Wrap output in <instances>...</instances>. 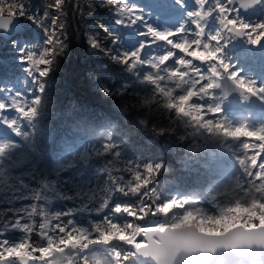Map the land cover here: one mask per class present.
Here are the masks:
<instances>
[{
	"label": "snow or ice",
	"instance_id": "snow-or-ice-1",
	"mask_svg": "<svg viewBox=\"0 0 264 264\" xmlns=\"http://www.w3.org/2000/svg\"><path fill=\"white\" fill-rule=\"evenodd\" d=\"M67 0H51L46 6L56 15L47 23L28 15L22 0H0V30H6L19 17H26L41 23L45 32L42 48L22 52L24 71L36 84V95L30 101L21 98L9 104L0 103V113L15 111L21 121H31L44 91V79L48 76L55 58L64 48V37L60 19L65 14ZM178 4L182 0H176ZM109 5L125 20L135 25L142 21L135 7L127 0H108ZM261 3V0H195L196 9L187 15L192 23V32L184 27L175 31H159L145 25L141 36L146 37L140 46L131 52L113 55L112 59L132 71L137 66H146L151 71L144 75V81L153 88V97L146 103H159L177 120L185 121L191 128L209 136H218L228 141H239L238 164L244 182L236 187L237 198L230 204L214 205L217 214H207L202 209L190 210L187 200L170 199L157 203L153 179L161 165H135L121 160L118 145L111 136H105L95 152L105 157L98 171L106 176L107 184L99 194L97 212L109 205V196L121 193L137 198L135 205L117 204L111 210L123 216L120 223L103 218L91 230L73 226L68 212L53 213L49 210L56 196L55 185L37 181L31 182L17 177V185L9 188L12 192L5 215L0 212V264H74L72 253H85L94 248L113 247V264H176L181 251L185 259L195 264L201 253L215 252L217 247L240 249L239 264H264V225L259 217L264 216V126L250 128L247 123L229 124L222 118L220 104L205 107L201 101L214 98L213 93L222 89L224 81L229 82L244 99L255 97L264 101V86L240 77L232 65L223 59V48L233 37L246 40L253 46L264 42V21L245 22L240 12ZM214 17L218 28L209 32L206 21ZM93 48L99 47L90 38ZM163 43L168 47L163 55L142 60L141 53L146 47ZM175 67H167L173 61ZM107 91V90H106ZM9 128L15 127V120L5 121ZM19 135V132H16ZM8 145L0 144V157ZM7 180L0 171V184ZM71 199V197H62ZM89 204L93 197L89 196ZM27 201L28 203H24ZM174 210H180L179 212ZM172 217L171 222L142 226L139 222L149 217ZM231 219V223L219 230L202 229L204 223H215ZM9 238H4L5 234ZM19 233V239L11 236ZM124 250H119V247ZM77 264H89L81 258ZM91 264H105L95 259ZM225 264H231L226 260Z\"/></svg>",
	"mask_w": 264,
	"mask_h": 264
},
{
	"label": "trees",
	"instance_id": "trees-1",
	"mask_svg": "<svg viewBox=\"0 0 264 264\" xmlns=\"http://www.w3.org/2000/svg\"><path fill=\"white\" fill-rule=\"evenodd\" d=\"M154 1L160 2V0H127V3L135 7L138 10L137 14L141 16L144 6H152ZM172 1L166 0L169 3ZM188 1L182 0V3L178 4L175 0L176 7H173V10L182 8ZM22 2L27 14L34 19L39 18L43 23H47L56 15L46 6L51 0H22ZM64 13L60 19L64 48L55 58L51 74L43 81L45 87L35 116L43 128L38 141L34 143L39 156L43 149L46 150L42 163L50 162V159H47L48 146L52 149V154L54 152V157L60 156L65 149L70 151L77 142L94 141L98 135L97 130H101L104 124L112 123L110 136L124 138L121 141L123 144L121 155L130 159L129 163L140 166L161 165L152 183L158 198L157 203L173 198L179 199L186 195L198 198L202 206L208 201L214 203V199L211 200L207 194L229 173V169L224 164V161L228 160L225 153L213 142L203 143L204 138L200 136L199 131L194 132L199 134V141L194 140L191 133H183L184 129L191 127L185 121L175 119L173 114L164 112L159 104L145 114L135 112L125 96L122 98L113 92L119 79L129 76L124 72V65L114 61L111 54L119 55L138 48V45H133L135 40L133 38L137 37L138 23L132 25L125 20L124 24H117L116 21L122 17L117 15L108 0H67ZM240 16L249 23L264 21V0L256 4L248 13H240ZM17 20L23 27L18 38L3 40L0 37V96L15 87L25 92L26 65L21 62L22 52L39 50L45 41V32L41 23H35L26 17H19ZM213 23L219 26L216 19L210 17L206 21V27L212 26ZM90 38L96 40L99 47H91ZM236 46L243 47L237 59H248L247 61L250 62H247L246 66L252 70L264 71V47L258 50L246 40L233 37L227 42L223 51L235 54L233 48ZM257 51L260 53L258 54ZM258 55L262 61L258 60ZM256 75L260 76L259 73ZM57 77L58 83L55 82ZM60 81H62L61 86ZM121 100H124L123 104L127 106L126 119L119 118L113 111V106H118L117 103ZM142 114L146 120L139 122L137 118ZM71 159L66 167L74 169V174L84 177L97 189L96 200L92 201L91 208L87 206L81 208L76 202L68 203H73L72 207L67 209L73 226L90 231L91 223L102 222V220L96 221L99 215L95 213L99 194L104 187H110L106 182V176L98 171L102 163L99 160H104V157L83 156L81 159L75 153ZM36 163L37 166L42 164L39 160ZM236 187L231 188L226 205L237 198ZM137 202L136 197L113 192L109 196V205L101 216L123 223L125 218L113 213L111 209L117 204L135 205ZM85 208L89 210H81ZM261 211L264 212V208ZM53 212L57 211L54 209ZM158 218L165 219L166 222H171L173 219L163 216ZM259 219L264 220V216ZM147 220L139 223L144 224ZM81 222L84 225H80ZM230 223L231 219H225L215 226L219 230ZM118 247L119 250H124ZM114 250L116 249L111 246L94 248L85 253L73 252L72 258L74 264H77L82 257L86 258L89 264L95 259L102 260L105 264H113L111 254ZM66 262L64 264H67Z\"/></svg>",
	"mask_w": 264,
	"mask_h": 264
},
{
	"label": "rangeland",
	"instance_id": "rangeland-1",
	"mask_svg": "<svg viewBox=\"0 0 264 264\" xmlns=\"http://www.w3.org/2000/svg\"><path fill=\"white\" fill-rule=\"evenodd\" d=\"M160 2L156 3L154 1L152 6H144L141 15L143 19L141 22H138V27L136 29L137 37L133 38L135 39L133 45H138L139 47L140 44L145 39H147L146 37L140 35V33L144 31L145 25L151 26L155 30L159 31H175L176 29L183 26L186 32H192V23L187 14L196 9L195 0H189L185 6L178 10H173V7H176L175 0H173L171 3L166 2V0H160ZM217 27V23H213L212 26L207 25V30L209 32H214ZM19 33L17 32L13 34L8 40H12L14 37L15 38L13 40H16ZM237 39L242 40V38ZM42 44L44 45V41ZM263 44L264 42H262L261 46H256L258 50L264 47ZM242 48L243 47L241 46L234 47L233 51H235V54H232L229 51H223V59L225 62L232 65V70L237 71L241 78L254 81L258 86H264V71L260 72L259 70H252V68L246 66L247 62H250L247 61L248 59H237L239 53H242ZM168 50V47L163 43H157L153 47H146L141 53V58L142 60L149 61L151 58L163 55ZM257 53L259 54L260 51H257ZM111 55L113 56V54ZM257 58L259 61H262L259 59V55ZM167 67H175L174 60L169 61ZM51 70L48 75L51 74ZM150 71L151 69L146 66H137V68L132 71H129L128 68L124 66V72L129 77L120 78L118 84L114 88V94L121 96L122 98L125 96L127 98L126 101L130 104V106L133 108L132 110L135 112H141L145 114L148 112V110H152L159 104L146 103L152 100L154 91L152 86L144 81V75L148 74ZM257 73L260 74L259 77L256 75ZM25 76V82H27V85L24 88L25 92L19 91V87L11 88L9 91L4 92L0 96V103L9 104L11 101L16 100L19 94H22L21 98H27L29 101L33 96L36 95V84L32 82V79L27 73ZM57 79L58 77L56 78L55 82L58 83ZM124 84H126V87H124ZM59 85H62V81H60ZM213 96L214 98L205 99L201 101V103H203L205 107L209 105L215 106L216 104H220L222 109V118H224L227 123L232 125L247 123L250 128L264 126V101L258 99L259 104H261V109L258 110L247 108L243 105L241 107L235 108V104L245 102L244 98L239 96L237 93L232 94L226 99H222L219 92L213 93ZM123 102L124 100H121L120 103H117L118 106H113V111L119 118L126 119L125 117L127 114L125 112H127V106H125ZM161 108L163 109V107ZM164 112L168 114L165 109ZM143 114L138 116L137 119L139 122H144L146 120ZM11 120H15L16 122L14 128H9L5 123V121ZM110 129H112V123H110V125L104 124L101 130H97L98 135L94 141L85 140L83 143L77 142L70 151L65 149L62 152V155H57V157H54V152L52 154V149L50 146H48L47 159H50L48 164L46 161L42 163L46 150L43 149L39 156L37 146L34 144L36 141H38L43 130L40 125V121L36 118L32 119L31 121H21L18 114L11 110H6L0 113V144L8 145V150L5 152L3 157H0V171H3L7 177L5 183L0 184V212H3L5 215H11V213L8 212V209L12 206L14 207L15 205H10L8 203L12 195V192L9 188L17 185V177H20L22 180L29 183L31 182L32 178H35L37 181L48 183L50 186L53 184L55 185V191L60 193L61 196H56L53 199L52 204L49 205V210L51 212H53L54 209L57 211L56 213L68 212V207L70 208L73 205V203L68 204L70 202L79 203L78 205L81 208L84 206L90 208L91 206L93 207V205H91L92 203L89 204L88 197H93V201L95 202L97 189L91 186L92 184L88 182V180H85L84 177L74 174V169H69L66 166L71 162V158L75 153H77L81 159L83 156L95 157V152L98 150L103 138L110 135ZM17 131L19 132V135L16 134ZM198 131L199 130L197 129L187 128L184 129L183 133H191L193 135V139H197V141H199V134L194 133ZM199 133L200 136L204 138L203 143L213 142L217 148H220L225 153L228 160H225L224 164L229 169V173L224 177L223 180L218 182V184L216 183L209 190L207 195L211 200L214 199V203L208 201L206 205L202 206L200 200L191 195H186L180 197L179 199L187 200L189 202L190 210L195 211L202 208V210L207 214L214 215L218 212V209L214 207V205L220 204L221 206H225L231 194V188L242 185L244 182L243 173L238 164V156L241 155L239 151L240 142L228 141L218 136H209L200 131ZM111 138L113 142L118 145V151L121 154L123 145L121 141H123L124 138ZM104 159L106 158L104 157ZM38 160L43 164V167L42 164L37 166L36 161ZM121 160L125 162L131 161L130 159H126V157L123 155H121ZM99 161L103 162V160ZM62 197H71V199H64ZM24 203L28 202L25 201ZM81 210L89 209L85 208ZM103 212H105V210L102 212H95L99 215L96 218L97 222L103 220L104 217L101 216ZM69 218L70 216L66 217V219ZM153 220L156 221L154 224L164 223L166 221L165 219L160 220L157 216V219L154 217H149L146 223L153 222ZM218 222L219 221H216L212 224L204 223L201 225V228L206 230H218V227L215 226V224ZM94 224L95 223H91L92 226ZM222 224L223 222L221 225ZM80 225H84V223ZM19 235L20 234L17 233L13 236L18 240ZM6 237L7 235L5 234L4 238ZM7 238H9V236Z\"/></svg>",
	"mask_w": 264,
	"mask_h": 264
},
{
	"label": "water",
	"instance_id": "water-1",
	"mask_svg": "<svg viewBox=\"0 0 264 264\" xmlns=\"http://www.w3.org/2000/svg\"><path fill=\"white\" fill-rule=\"evenodd\" d=\"M254 7L255 5L251 8L242 10L240 13L244 14L249 10L253 9ZM22 28H23L22 25L19 24L16 18L10 23L9 27L6 30H0V37L3 40H8L13 34L17 32L18 33L21 32ZM261 44L258 45V47L261 46ZM217 91L220 93V97L222 99H226L234 93H237L239 96H241L240 93L235 89H233L232 85L227 81H224L222 85V89H219ZM244 100H245L244 103L235 104V108L241 107L243 105L251 109H256V110L261 109V104H259L257 98L249 97L248 99H244ZM154 218L157 219V217ZM260 222L261 225H264V220H260ZM154 223H156L155 220H153V222L144 223L142 224V226L155 225ZM239 256H240V249L238 248L233 249L231 247H217L214 253L213 252L201 253L200 259L195 261V264H225L226 260L230 261L231 264H239ZM146 264H153V261H147ZM176 264H191L190 261L185 259L184 251L180 252L179 257L176 260Z\"/></svg>",
	"mask_w": 264,
	"mask_h": 264
},
{
	"label": "flooded vegetation",
	"instance_id": "flooded-vegetation-1",
	"mask_svg": "<svg viewBox=\"0 0 264 264\" xmlns=\"http://www.w3.org/2000/svg\"><path fill=\"white\" fill-rule=\"evenodd\" d=\"M14 234H17V233H12L11 236H13ZM6 235H7V237L9 236V234H7V233H6Z\"/></svg>",
	"mask_w": 264,
	"mask_h": 264
},
{
	"label": "bare ground",
	"instance_id": "bare-ground-1",
	"mask_svg": "<svg viewBox=\"0 0 264 264\" xmlns=\"http://www.w3.org/2000/svg\"><path fill=\"white\" fill-rule=\"evenodd\" d=\"M260 71V70H259ZM260 72H263L262 70Z\"/></svg>",
	"mask_w": 264,
	"mask_h": 264
}]
</instances>
